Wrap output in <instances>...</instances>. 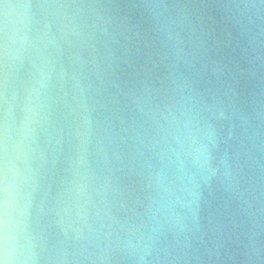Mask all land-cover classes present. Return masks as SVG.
Returning a JSON list of instances; mask_svg holds the SVG:
<instances>
[{"label":"water","instance_id":"water-1","mask_svg":"<svg viewBox=\"0 0 264 264\" xmlns=\"http://www.w3.org/2000/svg\"><path fill=\"white\" fill-rule=\"evenodd\" d=\"M148 2L0 0V96L5 79L11 97L34 73L41 5L94 3L109 21L104 30L77 28L78 47L62 44L65 71L90 84L99 101L94 134L82 149L97 192L74 215L49 218L39 264L50 259L100 264L102 249L129 227L152 237L145 264H262L264 233L254 227L245 203L252 201L255 210L264 202V70L254 51L257 22L250 24L224 7L240 0H165L198 6L187 11L195 13L193 20L199 17L190 42L199 59L174 61L164 59L166 51L143 7ZM53 32L59 38L57 26ZM189 90L199 113L193 154H169L150 135L149 113ZM14 118V136L20 140L18 110ZM74 151L66 146L65 156ZM63 159L55 170L54 191L64 177ZM150 170L181 178L195 194L173 209L171 223L163 228L144 215L141 204ZM111 264L137 261L117 256Z\"/></svg>","mask_w":264,"mask_h":264},{"label":"clouds","instance_id":"clouds-1","mask_svg":"<svg viewBox=\"0 0 264 264\" xmlns=\"http://www.w3.org/2000/svg\"><path fill=\"white\" fill-rule=\"evenodd\" d=\"M153 20L164 59L197 61L200 52L190 46L195 35V13L187 8L195 5L168 4L150 0L143 5ZM234 16H243L258 28L254 50L260 69L264 70V0H240L224 6ZM33 46L39 55L29 82L9 97L7 79L0 96L3 122L0 124V264H39L48 242L46 226L49 218L68 217L91 197L97 189L86 166L83 146L94 134V115L99 101L90 84L73 72L71 76L61 64L62 44L78 47L74 37L80 32L104 30L109 21L101 6L85 4H43L40 6ZM57 26L59 38L53 32ZM185 33H188L186 39ZM111 70L109 69V72ZM20 115L21 139L14 136ZM198 106L190 90L173 102L162 103L149 113L150 135L169 154L183 150L193 154L197 136ZM75 151L65 156V147ZM62 157L64 177L55 191L53 181ZM144 215L161 228L171 223L173 209L195 194L179 177H161L154 171L144 176ZM254 227L264 233V202L253 210L252 201H245ZM156 231V229H153ZM151 236L139 228L129 227L117 234L102 249L100 264H111L115 257H132L145 264ZM264 244V241H261ZM46 264H64L50 259ZM157 264L163 261L157 260ZM264 264V261H262Z\"/></svg>","mask_w":264,"mask_h":264}]
</instances>
